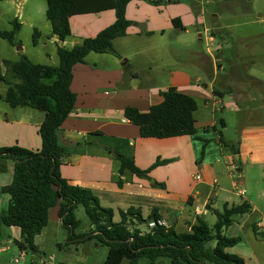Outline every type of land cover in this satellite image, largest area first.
Instances as JSON below:
<instances>
[{
	"label": "crops",
	"instance_id": "0c3cea01",
	"mask_svg": "<svg viewBox=\"0 0 264 264\" xmlns=\"http://www.w3.org/2000/svg\"><path fill=\"white\" fill-rule=\"evenodd\" d=\"M156 1L161 5L154 6L146 0L129 1L125 16L132 24L124 36L112 41L118 56L89 52L83 63L73 66L70 90L76 96L74 108L57 130L66 150L60 174L69 184L103 198L104 205L99 203L113 211L114 222L120 220V211L129 208L139 211L143 218L156 211L165 227L176 232L179 227L189 232L199 219L207 222L208 213L214 215L213 211L223 204L247 201L251 211L235 217L232 225L240 222L243 232H249V257H242L243 264H264V240L255 238L251 227L255 223L264 232V56L254 55L258 45L247 34L232 31L234 25L218 22L208 27L204 9L191 0ZM213 16L219 17L218 13ZM114 21L113 9L72 15L70 35L59 42L51 34L49 40L57 55V45L71 48ZM191 29L198 32L196 44ZM202 40L212 46L206 47L205 52ZM239 42L243 44L238 45ZM11 47L18 58L0 56V69L7 80L16 83L9 66L24 52L17 45ZM0 84V147L17 145L38 151V126L44 112L28 106H4L8 85L1 81ZM169 87L195 101L201 100L203 107L209 108L210 118L195 117L198 106L193 116L198 132L211 127L217 134L216 155H207L211 151L209 140L202 155V142L191 136L142 138L138 126L125 119L126 107L146 112L163 100L161 93ZM217 106L218 116L213 110ZM229 119L233 120L234 137L227 136ZM92 133L101 135L89 137ZM197 136L206 139L203 133ZM196 140L201 143L199 159L193 142ZM129 151L141 170L148 169L157 159L169 161L145 176H136L128 169L119 174L121 163L113 154ZM176 163L181 165L175 166ZM13 170L12 159H0V216L6 213L9 202V195L1 188L11 183ZM233 170L237 176H233ZM119 179L121 187L117 184ZM154 182L163 183L165 188L155 187ZM215 189L224 196L221 205H217ZM57 212L58 206L49 210V221L52 213L61 224ZM43 230L34 239L38 252L30 253V257L27 253L22 264L47 261L37 242ZM241 236L229 237H239L240 243ZM19 239L18 227L0 226V264H14L13 258L19 253L14 240Z\"/></svg>",
	"mask_w": 264,
	"mask_h": 264
},
{
	"label": "trees",
	"instance_id": "16d2710c",
	"mask_svg": "<svg viewBox=\"0 0 264 264\" xmlns=\"http://www.w3.org/2000/svg\"><path fill=\"white\" fill-rule=\"evenodd\" d=\"M3 1V0H0ZM130 0H46L45 17L50 22L51 33L63 42L69 35V18L76 14L97 13L107 9L115 11V21L100 30L94 37L84 38L71 48L57 45L58 64L46 65L31 62L24 54L9 66L11 74L18 81L10 82L1 73L0 81L8 85L5 100L11 107L28 106L44 112V118L38 126L41 147L38 151L28 150L17 145L0 147V159L14 161L13 179L1 191L9 195L7 211L0 216V226L18 227L20 239L14 240L19 250L37 253L35 237L47 226L49 210L58 206L57 215L61 225L67 230L66 245L84 243L93 240L96 245L107 248L102 264H243V259L226 249L234 247L239 237H227V229L238 215L251 211L247 201L240 204H223L221 210H214L215 222L210 227L199 219L189 232H176L173 228L155 226L147 229L150 219H157L153 211L143 218L139 211L132 208L120 211V220L113 221V211L100 205L92 191L71 185L60 174V166L66 156L57 130L74 108L75 94L70 90L72 68L83 63L89 52L110 53L118 56L112 41L124 36L132 24L125 16ZM156 3V0H148ZM20 24L11 21L9 30H0V38L9 44L19 46L16 35ZM39 32L34 30L33 41ZM163 100L150 106L146 112L134 107H126L124 117L138 126L142 138H170L191 136L203 142L202 152L207 139L197 136L194 112L197 104L194 98L183 94L175 87H169L161 93ZM205 131L207 127L203 128ZM101 134L92 133L89 137ZM220 142L222 139L219 137ZM93 142H88L92 144ZM235 152L236 149L234 150ZM120 161L119 174L128 169L136 176H145L154 167L169 160L157 159L148 169L141 170L135 163L132 152H115ZM121 187V179L117 182ZM158 188L163 183L154 182ZM82 206L88 220L87 228L81 225L75 211ZM84 223V222H83ZM136 223V224H135ZM143 225L144 230L137 227ZM136 226V227H135ZM80 227L85 230L76 232ZM255 238L264 240V232L255 223L251 224Z\"/></svg>",
	"mask_w": 264,
	"mask_h": 264
},
{
	"label": "rangeland",
	"instance_id": "374dc122",
	"mask_svg": "<svg viewBox=\"0 0 264 264\" xmlns=\"http://www.w3.org/2000/svg\"><path fill=\"white\" fill-rule=\"evenodd\" d=\"M148 1V0H146ZM174 2H183L184 0H172ZM190 1V0H189ZM193 4L198 5L200 8L204 9V16L206 17V22L208 27H212V23L221 22L225 25H234L232 31L237 34H247L248 39L253 41L258 45V52H255L254 55L264 56V0H191ZM150 3V2H149ZM151 5L158 6L161 5L160 2L150 3ZM46 9V0H7L0 2V30H9L11 28L10 22L14 19H17L21 23V28L16 35V39L19 42V46L16 47L22 50L26 56H28L35 63L40 64H57L58 57L54 51V43L49 40L51 36V25L50 22L45 17ZM218 13L219 17L216 18L213 15ZM23 20L24 22H21ZM34 30L39 32V35L35 37V43L33 41ZM191 38L193 44L198 42V32L195 29H191ZM238 45L243 43L239 42ZM206 47L210 46V43L202 40V49L205 52ZM15 48V49H16ZM253 48H250L252 51ZM249 53H252V52ZM50 58H48V56ZM0 56L7 59H17L18 55L14 53V49L5 39L0 38ZM192 56V55H190ZM191 72L194 69L190 68ZM0 88L3 86L0 84ZM197 106L199 111L195 112V117L208 116L211 117V112L208 109L203 107L201 100H197ZM2 104L4 106L9 105V103L3 99ZM10 106V105H9ZM11 107V106H10ZM12 108V107H11ZM216 115L218 116L220 111L218 106L215 107ZM37 112V111H35ZM232 115V114H230ZM225 117H227L225 115ZM230 126L227 132V136L234 137L235 131L233 129V120H228ZM218 128L219 125H217ZM211 132H209V130ZM207 131H203L202 128L198 133L205 134L207 140H209V148L211 151L207 154L208 156H214L218 152L216 147V141L218 139L217 134L214 133L213 129L210 127ZM200 141V140H199ZM198 140L193 141L197 148V157L200 158L201 143ZM202 142V141H201ZM203 144V142H202ZM181 165L176 163L175 166ZM233 176H237V173L233 170ZM213 192L218 193L217 196V205H221L223 200V194L220 193L217 189ZM99 201L101 205H104L105 202L103 198L100 197ZM221 210V206L219 207ZM75 215L78 220H80L81 225L85 228L88 227L86 223L88 222L82 206H78ZM237 217V216H236ZM118 216H115L114 220H117ZM216 217L210 213L206 216L207 224L211 227L215 222ZM84 222V223H83ZM239 224L231 225L225 234L229 236H241V242L236 244L232 248L226 249L228 253H234L239 255L241 258L248 260L249 249H248V238L246 234L249 232H243ZM136 224V223H135ZM80 227L76 232L84 231L85 228ZM136 227V226H135ZM137 227L144 230L143 225H138ZM178 232L186 231L184 228H177ZM67 230L62 227V225L55 221L51 213L50 221L47 226L44 228L42 235L37 239L39 244V249L45 253V258L47 262L51 264H102L106 253L107 248L104 246L96 245L93 240L80 243L78 245L71 244L66 245L67 241ZM28 253V257H30ZM167 263H166V262ZM145 260H139V264H144ZM22 264V261L20 262ZM38 264L37 262H35ZM160 263L168 264V260H161ZM122 264H128L124 262ZM205 264H212L206 262ZM247 264H252L247 261Z\"/></svg>",
	"mask_w": 264,
	"mask_h": 264
},
{
	"label": "built area",
	"instance_id": "2783aa9c",
	"mask_svg": "<svg viewBox=\"0 0 264 264\" xmlns=\"http://www.w3.org/2000/svg\"><path fill=\"white\" fill-rule=\"evenodd\" d=\"M196 179H199V176H196ZM155 226L165 227V222L160 218L150 219L147 222V229H151ZM26 256H27V252L25 250H19L18 255L13 258V263L14 264H21L20 262L21 261L23 262L25 260ZM42 264H50V263L46 261V262H43Z\"/></svg>",
	"mask_w": 264,
	"mask_h": 264
}]
</instances>
